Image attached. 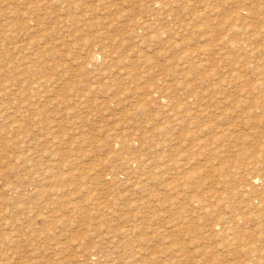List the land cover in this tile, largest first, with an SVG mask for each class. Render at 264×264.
<instances>
[{
	"label": "rangeland",
	"instance_id": "obj_1",
	"mask_svg": "<svg viewBox=\"0 0 264 264\" xmlns=\"http://www.w3.org/2000/svg\"><path fill=\"white\" fill-rule=\"evenodd\" d=\"M261 253L264 0H0V264Z\"/></svg>",
	"mask_w": 264,
	"mask_h": 264
},
{
	"label": "bare ground",
	"instance_id": "obj_2",
	"mask_svg": "<svg viewBox=\"0 0 264 264\" xmlns=\"http://www.w3.org/2000/svg\"><path fill=\"white\" fill-rule=\"evenodd\" d=\"M249 40H250V39H249ZM250 41H251V40H250ZM253 49H254V48H253ZM179 178H180V177H179ZM252 183H253V182H252ZM253 184H254V183H253ZM253 249H254V248H253ZM253 249H252V250H253ZM256 251H257V250H256ZM252 252H253V251H252ZM258 252H259V251H258ZM253 254H254V253H253ZM256 254H258V253H256ZM261 254H262V253H261ZM262 255H264V254H262ZM262 255H261V257L264 258V256H262ZM254 256H255V254H254ZM257 257H258V256H257ZM258 258H259V257H258ZM263 258H262V259H263ZM252 259H253V258H252ZM250 262H251V261H250ZM253 262H255V261H253ZM260 262H261V261H260ZM262 263H264V262H262ZM256 264H257V263H256ZM260 264H261V263H260Z\"/></svg>",
	"mask_w": 264,
	"mask_h": 264
}]
</instances>
